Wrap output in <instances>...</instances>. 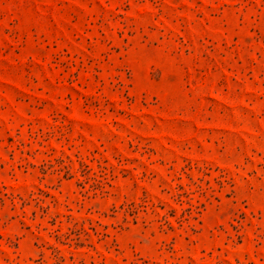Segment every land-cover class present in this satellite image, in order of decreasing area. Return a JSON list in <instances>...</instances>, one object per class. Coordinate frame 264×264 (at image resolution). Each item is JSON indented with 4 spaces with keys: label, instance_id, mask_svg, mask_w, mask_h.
<instances>
[{
    "label": "rangeland",
    "instance_id": "374dc122",
    "mask_svg": "<svg viewBox=\"0 0 264 264\" xmlns=\"http://www.w3.org/2000/svg\"><path fill=\"white\" fill-rule=\"evenodd\" d=\"M0 264H264V0H0Z\"/></svg>",
    "mask_w": 264,
    "mask_h": 264
}]
</instances>
